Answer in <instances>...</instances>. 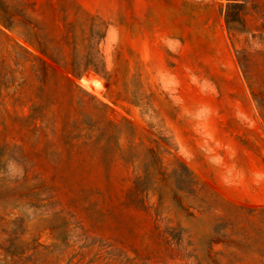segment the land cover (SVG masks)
Masks as SVG:
<instances>
[{"label":"rangeland","instance_id":"374dc122","mask_svg":"<svg viewBox=\"0 0 264 264\" xmlns=\"http://www.w3.org/2000/svg\"><path fill=\"white\" fill-rule=\"evenodd\" d=\"M0 264H264V0H0Z\"/></svg>","mask_w":264,"mask_h":264},{"label":"trees","instance_id":"16d2710c","mask_svg":"<svg viewBox=\"0 0 264 264\" xmlns=\"http://www.w3.org/2000/svg\"><path fill=\"white\" fill-rule=\"evenodd\" d=\"M172 181L176 183L180 182V185L175 186L178 191L183 189V184L187 186H196L198 184L193 173L182 163L180 169L174 168L168 171V168L162 163L157 145L155 148H147L143 164V175L138 176L134 183H154L156 185L158 199L155 211L157 215L160 214V208L163 206V195L159 193V190H161V187L169 185ZM140 190H147V187L143 185ZM190 191L193 193L194 188ZM179 206L181 207L182 205L179 203Z\"/></svg>","mask_w":264,"mask_h":264}]
</instances>
